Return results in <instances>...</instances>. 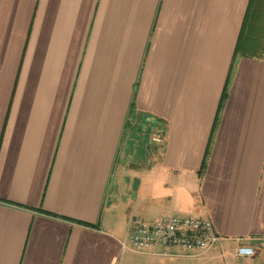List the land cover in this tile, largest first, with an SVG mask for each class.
<instances>
[{"label":"crops","instance_id":"1","mask_svg":"<svg viewBox=\"0 0 264 264\" xmlns=\"http://www.w3.org/2000/svg\"><path fill=\"white\" fill-rule=\"evenodd\" d=\"M249 2L0 0V264H190L123 248L164 216L264 264V60L232 70Z\"/></svg>","mask_w":264,"mask_h":264},{"label":"built area","instance_id":"2","mask_svg":"<svg viewBox=\"0 0 264 264\" xmlns=\"http://www.w3.org/2000/svg\"><path fill=\"white\" fill-rule=\"evenodd\" d=\"M155 136V141L161 140ZM222 238L213 222L201 216H164L155 222L135 219L123 248L136 253L152 252L161 257L194 258L208 254ZM254 248L243 246L238 255L252 258Z\"/></svg>","mask_w":264,"mask_h":264},{"label":"trees","instance_id":"3","mask_svg":"<svg viewBox=\"0 0 264 264\" xmlns=\"http://www.w3.org/2000/svg\"><path fill=\"white\" fill-rule=\"evenodd\" d=\"M259 1L260 0H250L249 2V6L246 12L242 30L240 32L239 40H238V43L235 49L233 62H232V70H233V67L236 61L242 57L264 60V39H263L264 37L262 36L263 37L262 38V37L256 36L255 28H254L255 11H256V7ZM232 72L233 71L230 72L227 82H226V86L224 88L223 96H222L220 106H219V113H218V117L214 125L213 133L216 130V127L218 124L219 114L221 110L223 109L225 105V101L227 99L228 89H229L231 78H232ZM212 142H213V138L211 137L209 145H208L206 157L204 159L202 168L199 172L200 177L204 174L207 168L208 158L210 155Z\"/></svg>","mask_w":264,"mask_h":264},{"label":"rangeland","instance_id":"4","mask_svg":"<svg viewBox=\"0 0 264 264\" xmlns=\"http://www.w3.org/2000/svg\"><path fill=\"white\" fill-rule=\"evenodd\" d=\"M254 28L256 36L264 37V0H260L256 7ZM212 256L213 255L208 253L203 256L185 259V261L190 264H231L230 260H228V258L224 255H222V258L220 259H214Z\"/></svg>","mask_w":264,"mask_h":264}]
</instances>
